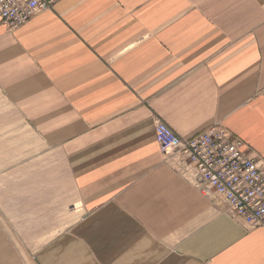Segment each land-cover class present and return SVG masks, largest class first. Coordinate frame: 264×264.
<instances>
[{
    "label": "crops",
    "instance_id": "obj_1",
    "mask_svg": "<svg viewBox=\"0 0 264 264\" xmlns=\"http://www.w3.org/2000/svg\"><path fill=\"white\" fill-rule=\"evenodd\" d=\"M0 96L65 168L38 184L19 168L45 226L22 258L0 234V264H264V225L225 213L154 133L218 122L264 160V0H56L0 20Z\"/></svg>",
    "mask_w": 264,
    "mask_h": 264
},
{
    "label": "built area",
    "instance_id": "obj_2",
    "mask_svg": "<svg viewBox=\"0 0 264 264\" xmlns=\"http://www.w3.org/2000/svg\"><path fill=\"white\" fill-rule=\"evenodd\" d=\"M56 0H0V20L16 29L51 9ZM159 150L173 169L204 194L219 196L224 211L247 227L264 225V160L252 156L245 144L216 122L191 138H183L156 119Z\"/></svg>",
    "mask_w": 264,
    "mask_h": 264
},
{
    "label": "rangeland",
    "instance_id": "obj_3",
    "mask_svg": "<svg viewBox=\"0 0 264 264\" xmlns=\"http://www.w3.org/2000/svg\"><path fill=\"white\" fill-rule=\"evenodd\" d=\"M22 165L31 167L37 184L58 170H65L55 150L47 148L39 135L27 126L23 116L0 96V234L18 258L29 253L30 246L38 243L41 227L45 226L38 211L40 191L36 196L29 190L24 199L22 190H19L23 181L19 179ZM11 181L12 187L18 185L15 190H10ZM26 208L28 211L23 212Z\"/></svg>",
    "mask_w": 264,
    "mask_h": 264
}]
</instances>
